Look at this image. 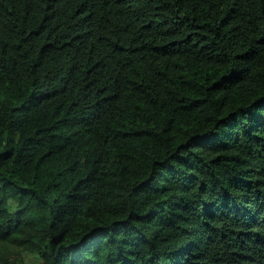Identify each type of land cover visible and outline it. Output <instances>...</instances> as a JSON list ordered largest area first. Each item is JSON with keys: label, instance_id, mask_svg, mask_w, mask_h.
<instances>
[{"label": "trees", "instance_id": "1", "mask_svg": "<svg viewBox=\"0 0 264 264\" xmlns=\"http://www.w3.org/2000/svg\"><path fill=\"white\" fill-rule=\"evenodd\" d=\"M0 264H264V0H0Z\"/></svg>", "mask_w": 264, "mask_h": 264}]
</instances>
